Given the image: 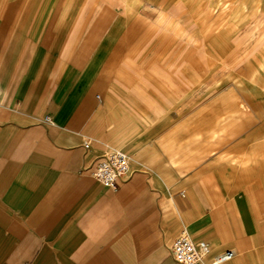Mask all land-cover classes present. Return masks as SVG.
<instances>
[{
  "label": "crops",
  "instance_id": "0c3cea01",
  "mask_svg": "<svg viewBox=\"0 0 264 264\" xmlns=\"http://www.w3.org/2000/svg\"><path fill=\"white\" fill-rule=\"evenodd\" d=\"M211 3L0 0V264H180L185 232L212 245L198 264H264V81L236 52L223 75L196 47L157 62V10ZM116 149L112 189L93 166Z\"/></svg>",
  "mask_w": 264,
  "mask_h": 264
},
{
  "label": "rangeland",
  "instance_id": "374dc122",
  "mask_svg": "<svg viewBox=\"0 0 264 264\" xmlns=\"http://www.w3.org/2000/svg\"><path fill=\"white\" fill-rule=\"evenodd\" d=\"M155 14L162 22L158 28L172 33L177 40V44H173V54L158 55V63H196L197 56L177 54L175 49L177 45L181 51L196 47L204 52V63L206 68L209 66L205 77L210 68H220V75H223L236 52L237 78L264 81V0H212L208 7L162 8ZM202 34L204 40H201ZM239 34L242 35L235 37ZM212 42L220 46L216 56L208 50ZM173 75H180V72Z\"/></svg>",
  "mask_w": 264,
  "mask_h": 264
},
{
  "label": "built area",
  "instance_id": "2783aa9c",
  "mask_svg": "<svg viewBox=\"0 0 264 264\" xmlns=\"http://www.w3.org/2000/svg\"><path fill=\"white\" fill-rule=\"evenodd\" d=\"M46 120H50L48 117ZM132 157L121 149L112 151L93 166L94 176L105 186L117 189L119 181L131 171ZM212 251L207 240H194L188 233L178 236L172 245V254L180 264L203 262ZM233 257V251H226L212 258L209 264H221Z\"/></svg>",
  "mask_w": 264,
  "mask_h": 264
}]
</instances>
